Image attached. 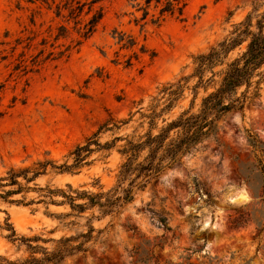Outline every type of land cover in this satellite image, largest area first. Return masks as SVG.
Here are the masks:
<instances>
[{
  "label": "rangeland",
  "instance_id": "374dc122",
  "mask_svg": "<svg viewBox=\"0 0 264 264\" xmlns=\"http://www.w3.org/2000/svg\"><path fill=\"white\" fill-rule=\"evenodd\" d=\"M91 1L75 0L84 7L72 19L67 10L56 15L54 5L0 0V178L10 169L32 168L37 162L71 165L72 151L103 123L123 121L146 108L162 86L192 74L195 57L230 39L248 15L250 31L255 32L264 14V1L188 0L182 19L168 17L159 26L148 24L141 30L133 22L140 14L128 0H97L89 8ZM100 9L102 20L84 40V25ZM115 30L135 40L134 52L142 46L147 52L129 68L123 62L131 52L119 50ZM247 44L245 39L231 51L223 65L214 68V77L204 75L211 81L197 90L193 112L218 88L227 66ZM257 74L241 112L227 115L214 138L134 193L114 214L102 217L94 208L77 215L67 205L50 204L38 189L68 193L70 186L105 194L117 186L123 142L108 152H94L75 174L47 169L28 185L33 191L9 199L24 205L0 201V225L8 219L19 237L59 240L86 232L91 219L92 228L101 231L98 242L64 264H264V184L258 170V162L264 167V66ZM196 82L188 81L171 118L188 109ZM244 92L246 88H240L237 96ZM135 126L103 133L98 142L129 135ZM7 234L0 231V255L28 258L26 248L9 243ZM32 246L54 247L41 242Z\"/></svg>",
  "mask_w": 264,
  "mask_h": 264
},
{
  "label": "trees",
  "instance_id": "16d2710c",
  "mask_svg": "<svg viewBox=\"0 0 264 264\" xmlns=\"http://www.w3.org/2000/svg\"><path fill=\"white\" fill-rule=\"evenodd\" d=\"M26 3H40L56 6V15L62 10H67L69 17L74 19L80 16L84 4L75 0H24ZM264 1V0H258ZM188 0H128L129 6L139 13L140 17L134 19L135 25H140L141 30L148 24L159 26L168 17L182 19ZM76 6L72 8V4ZM97 0L89 3L90 7L96 4ZM91 10L88 11L90 13ZM103 18L102 10H98L84 25L81 37L86 40L94 32ZM252 19L248 15L245 21L239 24L231 33V38L211 48L208 53L194 58L195 68L189 77L181 78L175 83H168L162 86L156 96L152 97L146 108H138L136 112L129 113L127 119L116 122L113 119L107 120L82 146H77L69 155L73 158L71 165L63 164L56 166L51 161L37 162L32 168L10 169L4 178H0V201L9 204L24 205L23 202L9 201L13 196L30 192L34 189L28 187L35 180L44 176L47 169L59 175H72L79 171L85 161L94 152H108L115 148L116 143L123 142L118 153L124 158L120 167L117 186L105 194H91L89 192H78L67 186L68 193L61 190L38 189L45 192L49 203L52 205H67L77 215L97 208L102 217L114 214L121 206L132 201L136 192L143 191L152 181H155L160 174L177 165L181 158L192 149L204 143L209 138H214L218 132L219 123L230 113L241 112L249 99L247 91L251 87V80L257 76L258 70L264 66V14L256 21L255 32H251ZM65 31V28H61ZM62 37V35L57 36ZM113 39L120 51L131 52V55L123 62L125 68L132 66V61H137L139 55L146 54L142 46L138 53L134 52L136 42L131 36L113 31ZM248 39L246 51L231 64L227 66L222 81L217 89L206 95L196 112H193L194 100L199 88L205 85L215 76L214 68L223 65L224 59L241 43ZM59 56L61 53L58 54ZM154 54H150L153 58ZM4 58H0V61ZM206 73L211 78L204 80ZM196 79V84L191 88L193 99L188 109L182 111L176 117L170 115L183 99L186 84L190 79ZM246 88L240 97L237 91ZM141 105V102L140 104ZM137 116L136 120L135 117ZM132 123L136 126L129 135L114 138L111 142L100 144L98 138L101 134L115 132L121 127ZM145 129L143 134H138ZM249 143L253 149L256 142L250 138ZM94 146L95 149H91ZM258 170L262 175L264 184V167L258 162ZM127 184L126 187L124 185ZM123 185V186H122ZM35 188L37 186L35 185ZM61 197L60 203L52 201V197ZM43 203V201L39 202ZM69 216V215H68ZM67 216H59L58 219ZM87 219V230L74 237L60 238L59 240H43L39 237L24 238L15 233L9 220L6 219L0 231L8 234L4 237L9 243H18L19 247L24 246L30 256L23 260H9L0 255V264H64L66 260L84 254L89 249L88 244L98 242L101 231H96ZM96 234V236H94ZM52 243L54 247L47 250L41 246H32V243ZM38 255V257H36Z\"/></svg>",
  "mask_w": 264,
  "mask_h": 264
},
{
  "label": "water",
  "instance_id": "95a60500",
  "mask_svg": "<svg viewBox=\"0 0 264 264\" xmlns=\"http://www.w3.org/2000/svg\"><path fill=\"white\" fill-rule=\"evenodd\" d=\"M164 177V176H163Z\"/></svg>",
  "mask_w": 264,
  "mask_h": 264
}]
</instances>
